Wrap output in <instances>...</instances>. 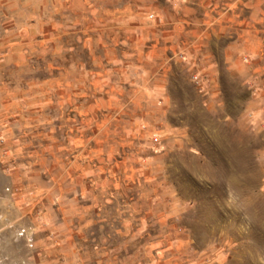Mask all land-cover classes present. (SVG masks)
<instances>
[{"label":"rangeland","instance_id":"1","mask_svg":"<svg viewBox=\"0 0 264 264\" xmlns=\"http://www.w3.org/2000/svg\"><path fill=\"white\" fill-rule=\"evenodd\" d=\"M263 53L264 0H0V264H264Z\"/></svg>","mask_w":264,"mask_h":264},{"label":"crops","instance_id":"2","mask_svg":"<svg viewBox=\"0 0 264 264\" xmlns=\"http://www.w3.org/2000/svg\"><path fill=\"white\" fill-rule=\"evenodd\" d=\"M215 8V6H213ZM207 11L202 19L198 16L197 20H194L192 24V28L189 27V23L191 21H187L185 19L178 18L176 21V24L174 25V28L172 31H163L160 35V37L168 40H174L172 45H176L177 48L180 49V51L185 52L186 56L191 55L195 56L199 53V50L201 49V40L204 37H209L210 34H217V32L224 31L228 28V19L223 16V14H213V10ZM201 24H205L208 27H210V33L206 34L200 27ZM165 29V28H164ZM184 41V42H183ZM264 54V53H263ZM263 54L261 56H263ZM264 59V58H263ZM258 63L257 65H259ZM264 70V67L258 66V71ZM2 187L0 189V192H2ZM5 195V193L3 192ZM5 207V203L2 201L0 196V210ZM2 224V222H0ZM0 224V227H1ZM4 225V224H3Z\"/></svg>","mask_w":264,"mask_h":264}]
</instances>
